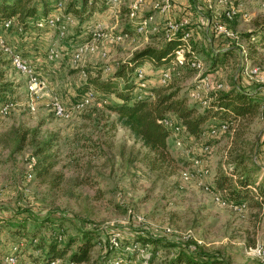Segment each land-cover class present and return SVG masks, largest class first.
Wrapping results in <instances>:
<instances>
[{"label":"rangeland","instance_id":"rangeland-1","mask_svg":"<svg viewBox=\"0 0 264 264\" xmlns=\"http://www.w3.org/2000/svg\"><path fill=\"white\" fill-rule=\"evenodd\" d=\"M61 1L60 11L56 10L53 0L48 1L47 10V15H70V23H65L61 37L54 28L48 27L38 30L30 27L31 33L2 32L11 49L32 67L41 87L37 97L28 94L24 78L13 70L0 51L4 81L14 86L9 95L11 106L5 115H0V264H11L5 257L11 254L12 244L19 248L15 264H27L39 256L41 251L34 244L39 236H48V225L38 231L31 244L27 237L15 238L2 226L5 223L12 226L21 220L29 231L32 218L59 224L61 242L71 236L78 237L80 230L94 229L99 241H94L88 262L77 264H107L113 257L125 264H144V257L147 264H165L180 249L217 255L223 264H264L249 251L254 245L264 249V204L256 205L250 198L241 210H236L234 204L216 200L217 196L224 200L223 192L215 191L211 183L216 172L235 162L236 155L257 166L255 176L264 181V46L247 47L241 38L242 33L263 23L264 0H232L226 5L213 0L210 10L199 5L205 10H201L200 17L193 11L184 16V11L180 12L179 19L180 16L186 19L182 30L189 32V42L200 59V66L178 68L167 84L178 87V93H185L188 102H195L198 110L203 109L202 101L207 103L212 93H201L199 99L193 100L188 97V90L205 76L213 84L220 82V91L241 90L262 101L250 118L225 123L214 120L209 125L205 122L198 139L187 138L175 126L171 127L174 131L167 138V147L172 160L156 170L148 169L146 150L139 142L125 128L111 125L113 115L102 103L94 100L76 109L71 107V98L88 78L95 75L106 78L118 67L128 65L132 53L142 46L163 43L167 17L152 18L154 29L147 33L146 43L132 49L129 42L143 40L129 41L130 36L126 35L119 42L113 41L116 35L122 34L120 29L127 21L115 14L124 12L105 17L96 9L93 25L101 27L97 28L98 36L91 38L87 35L90 14L79 20L70 8L73 3L80 6V0ZM228 7L234 10V15L224 20L222 15ZM79 11L83 14L82 8ZM212 20L223 22L237 38L213 33ZM30 25L33 26L32 22ZM76 30H80L79 34ZM154 35L159 38L156 40ZM80 37L86 39L83 41ZM86 42H92L96 49L85 52L79 63L72 65L69 60L72 47ZM223 46L231 55L210 71L211 54L221 52L215 50ZM50 48L58 51L59 58H47ZM105 66L109 68L107 72L102 70ZM139 66L143 75L147 74L156 84L158 68ZM253 66L258 70L257 76L242 72L243 68ZM112 100V96L105 98V102ZM55 101L67 116H54ZM32 128L35 136L29 134L21 143H16L19 131ZM48 137H53L48 151L53 165L46 174L37 176L31 154ZM204 146H207L205 151ZM114 234L120 238L119 248L107 253L108 236L111 238ZM135 235H150L163 241L154 249L152 245H145L140 255L129 248Z\"/></svg>","mask_w":264,"mask_h":264},{"label":"trees","instance_id":"trees-1","mask_svg":"<svg viewBox=\"0 0 264 264\" xmlns=\"http://www.w3.org/2000/svg\"><path fill=\"white\" fill-rule=\"evenodd\" d=\"M48 1L0 0V33L3 22L8 19H11V24L6 30L8 32L20 34L21 32L27 33V31L31 33L33 28L38 30L39 28L31 26L30 22H33L36 18L46 17L50 4ZM80 4L81 7L73 3L70 8H73L72 13L78 16L79 20H82L90 14L91 8L88 0H80ZM38 5L40 8H38ZM81 8L83 14H80L79 9ZM222 18L228 20L224 15H222ZM75 32L78 33L80 30ZM179 36L180 33L177 32L159 47L146 46L134 51L127 62L129 66L118 67L112 75L106 78H100L97 75L88 78L82 86L75 90V94L71 98V106H73L86 91L91 90L92 102L96 100L102 103V107L113 115L111 125L116 124L125 128L132 139L139 142L146 150L144 157L147 158L146 164L149 170L160 169L172 160L167 147V138L174 131L171 127L177 126L179 131L187 138L198 139L205 122L209 125L214 120L225 123L250 118L256 114L260 101H262L260 97L241 90H216L211 92L210 100L202 107L203 109L198 110L195 102H188L185 93H178V87L167 84L170 78L165 84H147L138 90L139 83L145 79L147 80L149 76L147 77V74H144L138 78L134 68L145 61L153 69L167 67L174 49L181 43ZM241 38L246 42L247 47L264 46V21L258 24L254 30L242 33ZM79 39L84 41L86 38L80 37ZM229 55H231V52L228 49L211 54L210 71L225 62ZM174 71L170 72V77ZM119 79H121V82H118ZM13 91V84L4 81V72L0 70V106L10 102L9 95ZM109 96H112L113 100L105 102V98ZM163 119H168L173 126L164 125L162 123ZM29 134L35 136L36 132L33 128L19 131L16 134V143H21ZM52 139L53 137H48L39 142L31 154L35 159L33 170H37V176L46 174L53 165L52 154L48 153ZM235 158V162L230 164L228 172H216L213 176L211 182L213 189L222 191L228 203L239 204L251 198L254 199L252 203L256 205L264 204V181L255 176V172L258 170L257 166H254L251 162L247 163V158L243 156L236 155ZM250 187H253L256 191L251 192ZM31 222L32 228L29 231L25 229V225L21 220L11 224L12 226L9 223L2 224L15 238L18 236L27 237L29 244H31V240L36 238L38 231L48 225V236L46 238L43 235L39 236L34 244V248L40 250L41 253L34 261L27 262L28 264H49L50 262H56L55 264L85 263L90 259V251L95 243L94 241H99V236L94 229H83L79 231L78 237L71 236L61 242L59 224L53 225L38 220V218H32ZM162 241L163 239L150 235H135L131 240V242L138 243L140 247L152 245L153 249L158 242ZM18 251L19 248L16 254H18ZM107 253H110L109 249ZM165 264H223V260L217 255L195 252L194 249L188 252L180 249L166 260Z\"/></svg>","mask_w":264,"mask_h":264},{"label":"built area","instance_id":"built-area-1","mask_svg":"<svg viewBox=\"0 0 264 264\" xmlns=\"http://www.w3.org/2000/svg\"><path fill=\"white\" fill-rule=\"evenodd\" d=\"M55 1V8L57 11H60L61 9V0H54ZM93 0H88V2H92ZM98 2L105 3L110 9L116 10L117 7L123 6L126 8V15L131 20V23L133 24V32L134 34H144L151 23L152 15H143L142 14V8L145 4V0H96ZM217 4H230L232 3V0H215ZM205 8L210 10L213 8L214 1L213 0H203ZM171 3V0H153L152 1V8L157 9L158 12H162L165 9L169 8V5ZM223 15L226 19H232L234 15V10L231 7H228L224 10ZM70 15L67 14L65 17L58 13H51L46 15V17L36 18L33 20L32 24L35 28H54L58 35L61 37L65 32V23H70ZM64 21V22H63ZM212 24L211 30L216 35L222 36L224 38H237L234 32H232L230 29H228L225 24L221 21H211ZM11 24V19L6 20L3 22L2 25V31L0 33V51L6 55V57L9 60V63L13 70L17 72L20 76L24 78V87L28 94L34 95L37 97V93L40 90V81L38 80L37 76L35 75L32 67L26 63L22 57L19 55V53L13 51L11 47L6 42L5 38L2 35L3 31H6ZM186 24V19L184 17L180 18L178 21H168L164 28V38L167 40L168 38L174 36L177 32L180 33V45L174 49L171 61L167 67L164 68H158L159 76L157 78V82L159 84H165L168 79L170 78V72L173 70H177L181 67H188L189 69H197L200 66V59L197 55V53L192 49L190 42H189V32L183 31L182 27ZM95 26L93 29H91V26L88 30V35L91 36V38H95L98 36L97 28H100L98 24L93 25ZM126 35L124 33L116 35L114 37V42L121 41ZM96 49V46L92 44V42H86L77 45L70 54V63L72 65H77L79 61L82 59V56L85 52H92ZM245 50H242V53H244ZM60 54L55 48H50L47 52V58L50 60L59 58ZM104 72H107L109 70L108 67H104L102 69ZM134 72L138 78H140L143 75V70L140 66H136L134 68ZM242 72H244L247 75L250 76H257L258 70L256 67H249V68H243ZM146 80H143L139 83V88L145 87ZM222 84L220 82H215L214 84L209 80L207 76L199 79L196 84H193V86L188 90V97L193 100H197L200 98L201 93H208L213 92L216 90L221 89ZM93 96L91 90L86 91L79 99L77 103H75L72 108H81L84 107L92 102ZM200 101V100H199ZM203 104H206V100L202 101ZM11 106V102H8L6 104H3L0 106V115H5L7 111L9 110V107ZM52 111L54 116L63 117L67 116V112L58 104V102H53L52 104ZM162 123L166 126H171V122L168 119H163ZM175 129L179 130L177 126H175ZM178 145L179 143L176 142ZM207 149V146L203 147V151ZM223 172H228L230 170V165L227 164L221 168ZM235 178V177H232ZM251 192H255L256 190L253 187H250ZM218 193L222 191H217ZM222 194V193H221ZM223 196V194H222ZM224 198V196H223ZM216 200L220 203L224 204L227 202L224 198L221 199L219 196L216 197ZM245 202H240L239 204H234V208L236 210H241L242 207H244ZM108 249L109 250H115L119 248L120 238L117 234H114L111 238L108 236ZM130 250H134L136 252H139L140 255L142 251L144 250V247H140V245L136 242H131L129 244ZM18 250L17 244H12L11 246V254H7L5 257L6 261H8L11 264L16 263V257L15 253ZM250 253L260 259L261 261H264V249L259 245H254L253 247L249 248ZM146 257L143 258L144 264L146 263ZM107 264H125V262H122V260L118 257H113L108 261ZM56 262H50L49 264H55ZM28 264V263H27Z\"/></svg>","mask_w":264,"mask_h":264},{"label":"crops","instance_id":"crops-1","mask_svg":"<svg viewBox=\"0 0 264 264\" xmlns=\"http://www.w3.org/2000/svg\"><path fill=\"white\" fill-rule=\"evenodd\" d=\"M152 1L153 0H145V4H144V6H143V8H142V14L143 15H148V14H151L152 15V18L153 19H157V17H159V16H161V15H163V17H167V21H166V23L168 22V21H177L178 19H179V15H180V12H182V11H184L183 13V16L184 15H188V12H191V11H193L195 14H197L196 16H203V12L205 11V10H202V7H200L199 5L200 4H202V6H204V4H203V0H171V3H170V5H169V8H167V9H165L164 11H162V12H158L157 10L156 11H154V12H151L152 11ZM90 5V15H89V21H90V23H89V26H92V24L95 22L94 21V19L97 17V10L96 9H99L100 10V12H101V14L103 15V16H107V15H109V16H111V15H114L116 12H124V13H122V14H115V16H120V15H122V16H124V19H126L127 21H125V24L124 25H126V26H122L123 28H121L120 29V32L121 33H124L125 35H129L130 36V39H129V41H133L134 39L135 40H138L139 38H141L143 41H141L140 43H130L129 42V44H131V45H133L132 46V49H134L135 47H137L138 45H141L143 42H145L146 41V39H147V37H146V35H147V33H148V35H149V33H151L150 31H152L153 29H154V25L152 24V26H151V23L149 24V28H148V30H146L147 32L146 33H144V34H138V35H135L134 34V32H133V24L131 23V20L127 17V15H126V8H124L123 6H120V7H117L116 8V10H112V9H110L105 3H102V2H98V1H96V0H93L92 2H88ZM201 10L203 11V12H201ZM148 12H150V13H148ZM101 14H98L99 16H102ZM183 16H180L181 18L183 17ZM123 19V20H124ZM165 19V18H164ZM93 21V22H92ZM156 22H157V24H159V20H156ZM156 22H154V23H156ZM166 23H165V25H166ZM156 24V25H157ZM165 28V27H164ZM163 28V29H164ZM154 34V33H153ZM160 35H161V33H160ZM162 35H163V37H164V32H162ZM161 35V36H162ZM155 36V39L157 40L159 37H157L158 35H154ZM151 37V36H150ZM150 39V38H149ZM154 39V40H155ZM162 39V38H161ZM166 41V39L164 38L163 39V43ZM146 43V42H145ZM163 43H161L160 45H157V46H154V47H159V46H161ZM143 47H146V46H142V48ZM225 48H227L226 46H223L222 48H220V49H217V50H215V51H218V50H225ZM139 50V49H138ZM143 65H144V67L146 66V67H148V65H149V63L148 62H143L142 63ZM151 67V66H150ZM148 80V84H153L152 83V79L151 78H148L147 79Z\"/></svg>","mask_w":264,"mask_h":264}]
</instances>
